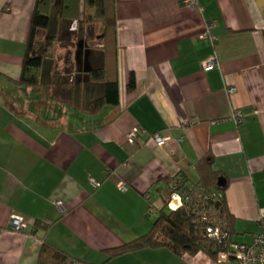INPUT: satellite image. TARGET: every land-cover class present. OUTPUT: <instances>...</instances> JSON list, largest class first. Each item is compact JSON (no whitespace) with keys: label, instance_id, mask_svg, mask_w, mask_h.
Returning <instances> with one entry per match:
<instances>
[{"label":"crops","instance_id":"obj_1","mask_svg":"<svg viewBox=\"0 0 264 264\" xmlns=\"http://www.w3.org/2000/svg\"><path fill=\"white\" fill-rule=\"evenodd\" d=\"M111 3L105 69L119 102L89 113L104 90L87 77L104 66L102 49L79 43L69 81L49 60L43 82L69 92L66 102L19 85L36 0H0V264H214L204 251L167 246L112 255L150 231L170 198L163 179L197 182L207 154L226 179L234 241L264 232V0ZM208 24L214 39L201 38ZM213 56L220 65L205 71ZM135 126L142 131L131 144ZM155 133L171 140L160 146ZM13 215L24 217V232L10 228Z\"/></svg>","mask_w":264,"mask_h":264},{"label":"trees","instance_id":"obj_2","mask_svg":"<svg viewBox=\"0 0 264 264\" xmlns=\"http://www.w3.org/2000/svg\"><path fill=\"white\" fill-rule=\"evenodd\" d=\"M54 6L57 7V22L62 21L67 25V28H70L73 23L80 25L81 39L79 42L83 43L85 47L93 48L89 45L86 36H94V28L102 23L103 35L96 46L103 51L104 66L89 71L87 77L90 82L101 84L104 90L101 97L90 101L84 109L89 113H96L104 106L117 105L119 102L118 82L116 78L110 77L109 70L105 69L106 51L109 50L111 44L113 46L115 30L111 0H36L28 49L17 83L24 87L41 86L49 98L55 99L52 94V83L46 80L43 82L49 74L46 67L50 61L46 60L44 53L36 47L37 36L52 26ZM56 35L57 32L54 31L52 37ZM67 64L69 66L71 62L67 61ZM72 76L74 75L72 74ZM129 87H135L133 74L130 77ZM62 94L66 100L71 99L69 92ZM196 170L199 177L197 182H191L180 176L163 179V182L170 188V198L159 210L158 217L150 231L127 243L124 247L116 249L112 255L142 248L167 246L177 254H194L204 251L212 258H216L224 244L209 237L207 230L210 225L218 223L229 234L230 240L236 242L233 239L235 218L227 205L226 185L218 186L217 184L219 174L213 170V157L210 154L205 155L197 163ZM173 194H179L182 198V205L177 209L168 207V201ZM51 253L54 260L58 259L62 262L65 259V255L58 250H51Z\"/></svg>","mask_w":264,"mask_h":264},{"label":"built area","instance_id":"obj_3","mask_svg":"<svg viewBox=\"0 0 264 264\" xmlns=\"http://www.w3.org/2000/svg\"><path fill=\"white\" fill-rule=\"evenodd\" d=\"M189 6H194L198 3V0H186ZM201 38L214 39L210 34V25L204 33H202ZM203 69L205 71L211 70L220 65L217 57H210L203 61ZM236 90L235 87H230L228 92L233 93ZM241 113L236 112L237 121L241 120ZM142 127H133L126 136L127 142L133 144L136 142ZM155 142L158 145H164L171 140L170 135H163L161 133H155L153 135ZM100 182L93 181L94 187L100 186ZM118 188L126 190L128 185L125 181H119L117 183ZM175 201H180L179 205ZM182 205V198L179 194H173L171 199L168 201V207L170 209H177ZM10 228L17 232L22 233L27 227V222L22 215H13L9 221ZM208 236L216 240L219 243L224 244L222 250H220L216 258H212L214 264H264V232L256 235L250 243L233 242L230 240L229 234L223 230L220 223L215 225H210L207 230ZM72 264H85L80 262H72Z\"/></svg>","mask_w":264,"mask_h":264},{"label":"rangeland","instance_id":"obj_4","mask_svg":"<svg viewBox=\"0 0 264 264\" xmlns=\"http://www.w3.org/2000/svg\"><path fill=\"white\" fill-rule=\"evenodd\" d=\"M56 11H57V7L54 6L53 14H52L53 16L52 26L49 30L45 32H41L37 36L36 47L38 50L43 52L44 55L48 57L50 61H53L57 64L56 67L60 69L59 70L61 71L60 75H62L60 79H62V82H64V81H69L72 78V74L75 72L71 64H69L68 66L67 61L71 62L72 60H74V54L77 51V45L80 43L79 41L81 39L80 38L81 33L79 31L80 25L78 23L77 24L73 23L70 26V28H67V25L64 24L62 21L57 22ZM54 31L57 32V35L55 37H52L54 36ZM101 32L102 29L100 25H97V33H101ZM86 38L89 40L88 43L91 47L101 49L96 46L100 40L96 39L95 36H91V37L86 36ZM52 92H53L52 93L53 96L58 100H62V101L66 100L63 94L61 93L57 94L54 89L52 90Z\"/></svg>","mask_w":264,"mask_h":264},{"label":"water","instance_id":"obj_5","mask_svg":"<svg viewBox=\"0 0 264 264\" xmlns=\"http://www.w3.org/2000/svg\"><path fill=\"white\" fill-rule=\"evenodd\" d=\"M218 186H225L226 185V179L224 177H219L217 180ZM177 205H179L180 201H175Z\"/></svg>","mask_w":264,"mask_h":264}]
</instances>
